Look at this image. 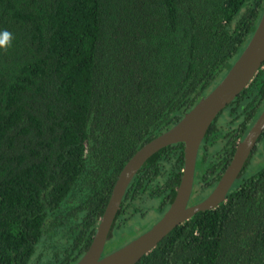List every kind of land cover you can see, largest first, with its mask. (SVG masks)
Wrapping results in <instances>:
<instances>
[{
	"label": "trees",
	"instance_id": "16d2710c",
	"mask_svg": "<svg viewBox=\"0 0 264 264\" xmlns=\"http://www.w3.org/2000/svg\"><path fill=\"white\" fill-rule=\"evenodd\" d=\"M263 9L264 0H0V29L14 36L0 50V264H75L125 164L221 82ZM263 109L264 64L204 136L190 205L213 191ZM183 166L182 143L151 156L113 229L163 215ZM138 264H264V132L226 200Z\"/></svg>",
	"mask_w": 264,
	"mask_h": 264
},
{
	"label": "water",
	"instance_id": "95a60500",
	"mask_svg": "<svg viewBox=\"0 0 264 264\" xmlns=\"http://www.w3.org/2000/svg\"><path fill=\"white\" fill-rule=\"evenodd\" d=\"M264 64V9L260 21L245 49L221 82L171 129L141 147L125 164L112 189L89 248L75 264H138L174 229L198 212L215 209L239 177L264 132V109L245 137L238 141L233 158L213 191L201 202L188 206L194 187L200 145L215 118L252 82ZM184 145V166L175 196L162 217L148 230L103 256L123 196L139 169L155 153L167 146Z\"/></svg>",
	"mask_w": 264,
	"mask_h": 264
},
{
	"label": "rangeland",
	"instance_id": "374dc122",
	"mask_svg": "<svg viewBox=\"0 0 264 264\" xmlns=\"http://www.w3.org/2000/svg\"><path fill=\"white\" fill-rule=\"evenodd\" d=\"M260 161V157L254 159V164ZM252 167H250L251 171ZM161 214L158 212H148L147 214H136L122 227L112 228L110 236L106 241L103 255L110 254L120 247L124 246L138 235L142 234L150 227H152L160 218Z\"/></svg>",
	"mask_w": 264,
	"mask_h": 264
},
{
	"label": "clouds",
	"instance_id": "9594fccd",
	"mask_svg": "<svg viewBox=\"0 0 264 264\" xmlns=\"http://www.w3.org/2000/svg\"><path fill=\"white\" fill-rule=\"evenodd\" d=\"M14 36L6 29H0V50H6L12 46Z\"/></svg>",
	"mask_w": 264,
	"mask_h": 264
},
{
	"label": "flooded vegetation",
	"instance_id": "af4514ba",
	"mask_svg": "<svg viewBox=\"0 0 264 264\" xmlns=\"http://www.w3.org/2000/svg\"><path fill=\"white\" fill-rule=\"evenodd\" d=\"M193 189H194V187H193ZM194 205V204H193ZM188 206H191L189 203H188Z\"/></svg>",
	"mask_w": 264,
	"mask_h": 264
}]
</instances>
